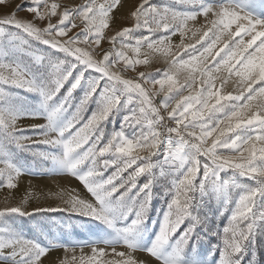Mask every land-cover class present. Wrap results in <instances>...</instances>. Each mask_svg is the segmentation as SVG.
<instances>
[{
	"label": "snow or ice",
	"instance_id": "snow-or-ice-1",
	"mask_svg": "<svg viewBox=\"0 0 264 264\" xmlns=\"http://www.w3.org/2000/svg\"><path fill=\"white\" fill-rule=\"evenodd\" d=\"M120 6L30 0L0 15V188L16 189L34 165L50 164V174L75 177L91 194L65 198L61 191L55 195L63 206L31 211V192L6 201L0 264H43L59 248L63 258L50 264H208L197 249L209 237L216 238L208 253L214 264H257L264 245V0H139L132 24L117 30L110 22ZM154 58L166 67L138 69ZM117 115L119 129L106 132ZM24 153L31 165L22 163ZM156 197L165 208L148 234ZM57 212L95 228L73 240L36 230L27 236L18 223ZM225 213L221 228L216 218Z\"/></svg>",
	"mask_w": 264,
	"mask_h": 264
},
{
	"label": "rangeland",
	"instance_id": "rangeland-1",
	"mask_svg": "<svg viewBox=\"0 0 264 264\" xmlns=\"http://www.w3.org/2000/svg\"><path fill=\"white\" fill-rule=\"evenodd\" d=\"M60 2L72 7L82 3L83 0H60ZM28 3H30V0H6L4 4H0V15L12 12L16 5L24 4V6L27 7ZM138 3L139 0H121V6L118 10H114L115 21L110 22V27L119 30L124 26H130L132 21L129 19V13ZM152 3L157 6L172 5L173 0H152ZM175 7L179 10H183L182 6L179 4H176ZM18 15L30 18L29 13L26 11H21ZM202 21V17L198 18L196 26H199V23ZM180 39L177 33L172 37V42L178 44L180 43ZM102 46L107 48L109 44L107 41H104L102 42ZM137 67L142 71L155 72L157 69H164L166 65L163 60L154 58L151 64L138 65ZM182 78L183 75H181V79ZM91 107L94 108V106ZM90 114V111L85 112V118ZM120 118V115L110 118L105 129L106 132L110 133L113 129L118 130L120 127ZM28 134H32V130H29ZM20 158L22 163L26 165L32 164V157L27 153L21 154ZM32 170L34 175L25 174L19 178L18 187L16 189L9 190L7 188H0V207H2L6 201L14 204L19 203L29 192L33 194L26 205L29 211L37 206H63L62 201L55 195L61 191L65 193V198H67V194H78L81 198L91 199V194L87 192V189L84 188L75 177L67 174H50L53 171L50 164H46L43 167L34 165ZM111 171L112 169H109V173ZM109 173H106V175ZM142 179L143 178H141V182ZM164 208L165 203L163 199L159 197L153 199L152 207L148 214L149 218L146 221L148 234L154 233L158 229ZM227 215L228 213H225L224 217L216 218V223L221 228L227 223ZM18 223L27 236H32L33 230H36L37 232L44 233L51 232L57 237L61 236V234L70 235L73 240H86L89 236V231L95 228L94 222L68 212L44 213L39 214L35 218L23 217ZM215 243L216 238L209 237L208 240L204 241L197 249V251L207 259L208 264H214L215 258L208 255V253L211 251V245ZM85 251L88 250L85 249ZM256 252L257 264H264V245L258 246ZM77 253H79V249ZM63 256L64 250L62 248L53 250L46 259L42 258L43 264H50L52 260L63 258Z\"/></svg>",
	"mask_w": 264,
	"mask_h": 264
}]
</instances>
